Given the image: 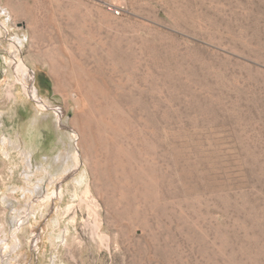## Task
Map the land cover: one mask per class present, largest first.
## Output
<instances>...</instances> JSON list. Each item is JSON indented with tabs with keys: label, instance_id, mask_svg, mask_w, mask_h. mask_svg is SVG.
<instances>
[{
	"label": "rangeland",
	"instance_id": "obj_1",
	"mask_svg": "<svg viewBox=\"0 0 264 264\" xmlns=\"http://www.w3.org/2000/svg\"><path fill=\"white\" fill-rule=\"evenodd\" d=\"M0 264H264V0H0Z\"/></svg>",
	"mask_w": 264,
	"mask_h": 264
},
{
	"label": "bare ground",
	"instance_id": "obj_2",
	"mask_svg": "<svg viewBox=\"0 0 264 264\" xmlns=\"http://www.w3.org/2000/svg\"><path fill=\"white\" fill-rule=\"evenodd\" d=\"M16 75L18 77V80L22 83L26 94H28L31 98L33 97V99H40L38 96V91L33 85L35 81V73H32V71H30L29 67L22 59H20L16 65ZM31 82H33L32 85ZM69 169L70 168L66 169V171H69Z\"/></svg>",
	"mask_w": 264,
	"mask_h": 264
},
{
	"label": "built area",
	"instance_id": "obj_3",
	"mask_svg": "<svg viewBox=\"0 0 264 264\" xmlns=\"http://www.w3.org/2000/svg\"><path fill=\"white\" fill-rule=\"evenodd\" d=\"M92 1H96V0H92ZM115 12L117 15L120 14V12L118 10H116Z\"/></svg>",
	"mask_w": 264,
	"mask_h": 264
}]
</instances>
